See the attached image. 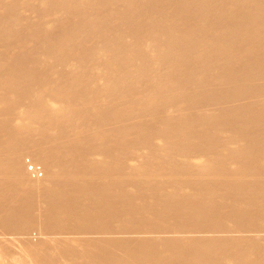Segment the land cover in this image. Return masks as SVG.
<instances>
[{
  "label": "bare ground",
  "instance_id": "1",
  "mask_svg": "<svg viewBox=\"0 0 264 264\" xmlns=\"http://www.w3.org/2000/svg\"><path fill=\"white\" fill-rule=\"evenodd\" d=\"M0 264H264V0H0Z\"/></svg>",
  "mask_w": 264,
  "mask_h": 264
},
{
  "label": "rangeland",
  "instance_id": "2",
  "mask_svg": "<svg viewBox=\"0 0 264 264\" xmlns=\"http://www.w3.org/2000/svg\"><path fill=\"white\" fill-rule=\"evenodd\" d=\"M29 156H30V155H29ZM29 156L26 157V155H25V160H27V162H28V160H29ZM31 157H32V156H31ZM31 157H30V158H31ZM33 157H34V156H33ZM33 157H32V158H33ZM26 158H27V159H26ZM32 158H31V161H30V160H29V161H30L31 163L35 164V163H34L35 161L33 160L35 157H34L33 159H32ZM36 166H38L39 169L42 167L41 170H42L43 172L40 170V171H39V174H44L45 171H44L43 166H42V165H37V164H36ZM29 168H30V169L33 168V165H30ZM39 169H38V170H39ZM31 171H32V170H31ZM228 223H229L230 226L232 225L231 222H228Z\"/></svg>",
  "mask_w": 264,
  "mask_h": 264
}]
</instances>
